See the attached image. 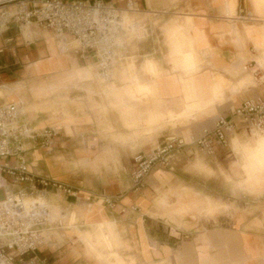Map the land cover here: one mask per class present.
<instances>
[{
    "label": "crops",
    "instance_id": "0c3cea01",
    "mask_svg": "<svg viewBox=\"0 0 264 264\" xmlns=\"http://www.w3.org/2000/svg\"><path fill=\"white\" fill-rule=\"evenodd\" d=\"M103 1L132 3L165 45L155 58L167 72L152 58L142 68L156 78L140 80L133 63L120 71L155 93L150 121L191 117L154 132L126 127L147 118V107L120 81L107 95L122 96L127 112H98V98L95 111L87 102L76 111L56 90L63 80L92 77L84 68L94 59L59 50L56 35L36 24L0 29V105L21 102L25 121L57 131L49 147L25 140L29 169L79 189L77 197L50 196L53 214L67 213V227L50 232L33 264H264V131L257 136L238 124L214 156L186 147L170 168H154L142 189L132 188L137 154L169 136L200 133L246 99L264 97V0ZM169 58L181 69L173 71ZM244 182L252 192L237 188Z\"/></svg>",
    "mask_w": 264,
    "mask_h": 264
},
{
    "label": "built area",
    "instance_id": "2783aa9c",
    "mask_svg": "<svg viewBox=\"0 0 264 264\" xmlns=\"http://www.w3.org/2000/svg\"><path fill=\"white\" fill-rule=\"evenodd\" d=\"M130 13L143 14L132 3L118 8L103 0H0V29L15 23L21 32L33 24L52 31L59 50L90 55L99 77L109 82L119 61L125 60L130 38L139 26ZM245 18L255 21L249 12ZM72 41L76 43L73 47ZM238 124L254 133L264 131L263 96L246 99L231 115H218L211 128L188 137L169 136L149 153L137 154L132 188L142 189L154 168H170L174 153L186 147L214 156L219 146L229 145V136ZM56 134L51 127L37 129L25 121L21 102L0 105V264H33L37 249L50 241V232L67 227V213L55 216L50 196L77 197L79 189L35 175L25 157L26 139H41L43 146L49 147ZM103 202L115 205L110 197H104Z\"/></svg>",
    "mask_w": 264,
    "mask_h": 264
},
{
    "label": "rangeland",
    "instance_id": "374dc122",
    "mask_svg": "<svg viewBox=\"0 0 264 264\" xmlns=\"http://www.w3.org/2000/svg\"><path fill=\"white\" fill-rule=\"evenodd\" d=\"M130 18L133 21L139 22L138 29L133 32L129 46L127 48V52L125 54V60L119 61L117 68L114 73V78L112 81H103L99 75L96 68V65H91L88 68H84L89 70L91 72L90 74L92 77L89 78H80V77H73L71 79H66V82L63 80L60 84V89L56 90L57 97L61 102H63L64 98L71 99L75 104L76 111L82 110V104L83 102H87L88 108L95 111L97 103L95 101L96 98L99 100H103V106H101L98 110V112H104L106 113L111 109L112 106H115L117 109L120 107H123V113L128 111V108L126 105L123 106V103L125 101L121 98H115V102L113 100V96H108L107 91L110 90L112 85H115L117 87L116 81H120L121 85L123 87L129 88L132 93L133 99H136L139 103L145 104L147 107V118H140L132 125H129L128 123L125 124L126 127L129 128H135L136 130L148 127L150 129H146V132H154V128H163L168 126H175L177 123L182 122L185 119H188L191 117H185L184 119H173L170 116L167 117H159L155 121H150L149 117V111L155 112L156 111V101H155V93L149 89H140L138 86V82L135 81L133 78H130L129 76H122L120 75V71H123L127 68L128 63H133L136 67V70L139 75V79L141 78V75L149 76L156 78L153 74L145 71L142 68V65L144 61L147 58H152L156 60L155 57H163L165 55L164 52V43L161 41V39L156 35V33H152L151 30V24L149 21V17L147 14H134L130 13ZM156 24V23H155ZM47 31V30H46ZM55 35V34H54ZM171 35L169 33H166L167 41L171 38ZM31 39H28L30 41ZM151 41L150 47H146V44ZM75 42H70V46H75ZM189 56H183V58H188ZM157 61V60H156ZM169 62H173L172 58L168 59ZM159 63V61H157ZM160 65V63H159ZM178 66V65H177ZM175 63L173 64V71L181 69L180 67H177ZM162 68V66L160 65ZM163 69V68H162ZM163 71L167 72L163 69ZM141 80V79H140ZM85 81H88L85 82ZM140 83H142L140 81ZM143 84V83H142ZM122 87V88H123ZM54 92L51 94H48L47 96L37 97L36 98H46L50 97ZM35 94V93H34ZM63 104V103H62ZM122 109V108H121ZM153 128V129H152ZM109 130L112 131V129L109 126ZM144 132H142L143 134ZM255 135H260V133H255ZM189 136V135H188ZM237 188L252 192V190L249 188L248 183H242L237 184ZM51 204V202H50ZM59 214V212L57 213ZM108 246L110 247V244L108 241H106Z\"/></svg>",
    "mask_w": 264,
    "mask_h": 264
},
{
    "label": "bare ground",
    "instance_id": "6f19581e",
    "mask_svg": "<svg viewBox=\"0 0 264 264\" xmlns=\"http://www.w3.org/2000/svg\"><path fill=\"white\" fill-rule=\"evenodd\" d=\"M116 70V69H115ZM115 73V72H114Z\"/></svg>",
    "mask_w": 264,
    "mask_h": 264
}]
</instances>
